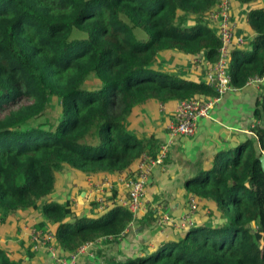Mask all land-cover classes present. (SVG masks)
Here are the masks:
<instances>
[{
  "label": "trees",
  "instance_id": "obj_1",
  "mask_svg": "<svg viewBox=\"0 0 264 264\" xmlns=\"http://www.w3.org/2000/svg\"><path fill=\"white\" fill-rule=\"evenodd\" d=\"M236 1L248 6L253 35L247 48L230 53L234 91L264 76V0ZM218 2L0 0V226L19 213L39 212L38 228L54 227L52 245L71 254L122 237L134 220L128 208L117 204L102 215L77 217L69 201L50 199L56 175L68 168L118 176L142 154L156 158L155 136L128 128L134 109L217 96L204 78L193 81L157 65L171 52L218 60L220 41L209 21ZM253 117L250 137L216 152L184 184L200 204L214 207L219 224L206 216L149 253L105 264H264V91ZM33 256L27 252L28 261ZM0 264L24 263L0 248Z\"/></svg>",
  "mask_w": 264,
  "mask_h": 264
},
{
  "label": "crops",
  "instance_id": "obj_2",
  "mask_svg": "<svg viewBox=\"0 0 264 264\" xmlns=\"http://www.w3.org/2000/svg\"><path fill=\"white\" fill-rule=\"evenodd\" d=\"M248 9V6H241L236 0H232L235 36L243 38V49L248 47L253 35L245 22ZM164 54L162 55L167 59L161 55L157 68L171 71V61L168 59L170 55L183 56L191 60L189 66L194 68L189 70L188 75L191 78L187 79L202 81V71L193 65L195 57L175 52ZM200 78L201 80H196ZM263 91L264 81L247 84L240 90L228 91L209 117L199 120L193 137H172L169 134V126L174 122L178 101L166 104L146 102L137 106L128 121V128L138 137L155 136L158 144L156 153L166 148V157L162 164L153 168L145 188L142 207L122 237L117 242L98 241L93 244L89 253L79 257L76 264H105V261L112 257L118 261H126L153 251L162 241L182 237L188 228H161L155 224L156 212L158 209L167 211L173 217H181L184 214L188 209L189 200L194 198L184 187L186 180L194 177L199 170L208 168L216 152L231 149L252 135L251 128L256 123L253 111ZM136 167L137 163L118 176L108 173L83 176L65 168L56 175V188L50 199L59 203L69 201L73 214L77 217L102 215L124 199L125 181L133 175ZM100 201L103 203H99ZM195 201L197 211L192 217L193 225L202 222L206 212L214 211L212 205L200 204L197 199ZM92 203H96V206H92ZM42 222L44 220L39 212L19 213L10 217L5 225L0 226V248L8 251L11 259L23 260L24 264H56L48 258L45 248L33 249L30 232ZM46 227L54 234V227L49 224ZM13 238L17 243L11 248H6L4 242ZM55 249L65 259L71 255L58 247ZM27 252L34 255L29 261Z\"/></svg>",
  "mask_w": 264,
  "mask_h": 264
},
{
  "label": "built area",
  "instance_id": "obj_3",
  "mask_svg": "<svg viewBox=\"0 0 264 264\" xmlns=\"http://www.w3.org/2000/svg\"><path fill=\"white\" fill-rule=\"evenodd\" d=\"M211 25L215 27V31L220 41L218 60L214 64L205 62L204 57L195 56L193 65L199 68L203 73L205 83L209 88L214 90L216 97L211 98H192L184 101H178L177 108L174 113V122L169 126V134L172 137H193L197 130L199 120L208 118L212 110L218 105L221 98L231 89L230 77L228 75V63L232 49L240 48L244 45L242 37H236V24L232 19V0H219L215 9L209 15ZM263 77H254L247 84L261 83ZM167 150L162 148L156 155V158L149 154H142L135 172L125 181L126 194L119 205L128 208L133 218L142 207V200L145 194V188L149 181L151 172L156 165H160L166 157ZM99 203H103L100 201ZM197 211V202L195 199L189 200L188 209L181 217L174 218L167 211L158 209L154 217L155 224L161 228L168 226L181 225L189 228L193 225L192 217ZM42 228H33L31 230V238L34 244L33 249L38 250L45 248L49 257L56 264H76L80 256L89 253L92 244H88L80 248L75 254H71L68 259L63 258L57 252L52 242L55 241L54 234H51L46 223ZM109 240V239H101ZM100 241V240H99ZM98 242V241H97ZM96 242V243H97ZM95 244V243H94Z\"/></svg>",
  "mask_w": 264,
  "mask_h": 264
},
{
  "label": "rangeland",
  "instance_id": "obj_4",
  "mask_svg": "<svg viewBox=\"0 0 264 264\" xmlns=\"http://www.w3.org/2000/svg\"><path fill=\"white\" fill-rule=\"evenodd\" d=\"M239 20V19H238ZM213 28H214V30H215V27L214 26H212ZM140 31L139 30H137L136 31V33H139ZM74 37L75 38H80L81 37V35L79 34V33H75V35H74ZM244 46V45H243ZM242 46V47H243ZM163 55H165V54H163ZM162 55V56H163ZM161 56V57H162ZM163 57H165V56H163ZM166 59H167V57H165ZM168 59H170V61H171V71H176V72H178V73H181L180 75H182V76H185V77H187V78H191L189 75H188V72H189V70L191 69H194L193 68V66L192 67H190L189 65L191 64V60L189 59V60H187V58L186 57H183V56H173V55H170V57L168 58ZM167 69H169V67L167 68ZM196 80H201V78L200 79H196ZM55 106V110H54V115L55 114H57V112H58V110H59V107H57L56 105H54ZM47 117H49V118H51V117H53V114L51 113V112H49V114H48V116ZM41 122V121H40ZM202 208H203V206H202ZM198 212H200V211H198ZM201 214V213H200ZM171 215V214H170ZM172 216V215H171ZM209 217V219H210V221L213 223V224H215V225H217V224H219V220L217 219V218H215V217H213L212 216V214H211V211L209 210L208 212H206L205 213V215H204V217ZM173 217V216H172ZM174 218H178V217H174ZM20 219H22V217H20ZM168 227H172L173 229H184L185 227H183V226H181V225H176V226H168ZM176 229V230H177ZM15 243H17L16 242V239L15 238H13V239H10V240H7V241H5L4 242V244H5V246H6V248H11V247H13L14 245H15ZM3 246V245H2ZM47 255H48V253H47ZM48 258L49 259H51L50 257H49V255H48Z\"/></svg>",
  "mask_w": 264,
  "mask_h": 264
},
{
  "label": "water",
  "instance_id": "obj_5",
  "mask_svg": "<svg viewBox=\"0 0 264 264\" xmlns=\"http://www.w3.org/2000/svg\"><path fill=\"white\" fill-rule=\"evenodd\" d=\"M259 161H260L261 170H262L263 175H264V154L260 157Z\"/></svg>",
  "mask_w": 264,
  "mask_h": 264
}]
</instances>
